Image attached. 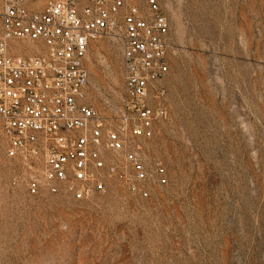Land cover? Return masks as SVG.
Returning <instances> with one entry per match:
<instances>
[{
	"label": "rangeland",
	"instance_id": "obj_1",
	"mask_svg": "<svg viewBox=\"0 0 264 264\" xmlns=\"http://www.w3.org/2000/svg\"><path fill=\"white\" fill-rule=\"evenodd\" d=\"M157 1L170 24L169 119L144 158L167 185L142 199L104 174L105 192L86 201L32 196L34 171L7 157L0 127V264H264V0ZM121 60L118 40L102 38L86 62L87 102L107 121Z\"/></svg>",
	"mask_w": 264,
	"mask_h": 264
},
{
	"label": "built area",
	"instance_id": "obj_2",
	"mask_svg": "<svg viewBox=\"0 0 264 264\" xmlns=\"http://www.w3.org/2000/svg\"><path fill=\"white\" fill-rule=\"evenodd\" d=\"M0 0V127L6 155L29 173L28 193H64L86 201L103 193V176L142 199L147 185H167L165 169L144 150L168 121L164 80L170 24L157 0L145 9L126 0ZM121 47L120 110L107 121L89 105L91 45ZM116 153L120 163L108 162Z\"/></svg>",
	"mask_w": 264,
	"mask_h": 264
},
{
	"label": "crops",
	"instance_id": "obj_3",
	"mask_svg": "<svg viewBox=\"0 0 264 264\" xmlns=\"http://www.w3.org/2000/svg\"><path fill=\"white\" fill-rule=\"evenodd\" d=\"M40 7H42V5H41ZM40 7H39V8H40Z\"/></svg>",
	"mask_w": 264,
	"mask_h": 264
}]
</instances>
